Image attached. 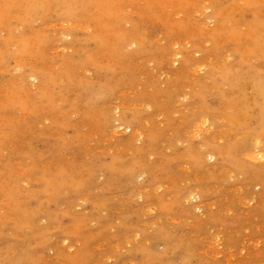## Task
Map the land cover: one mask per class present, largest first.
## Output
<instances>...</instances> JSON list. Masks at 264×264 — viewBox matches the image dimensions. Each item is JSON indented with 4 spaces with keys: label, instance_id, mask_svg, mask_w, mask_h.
Masks as SVG:
<instances>
[{
    "label": "rangeland",
    "instance_id": "obj_1",
    "mask_svg": "<svg viewBox=\"0 0 264 264\" xmlns=\"http://www.w3.org/2000/svg\"><path fill=\"white\" fill-rule=\"evenodd\" d=\"M0 264H264V0H0Z\"/></svg>",
    "mask_w": 264,
    "mask_h": 264
}]
</instances>
